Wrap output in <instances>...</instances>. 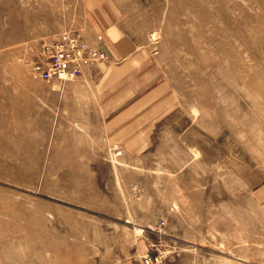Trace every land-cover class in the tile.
<instances>
[{
  "label": "rangeland",
  "instance_id": "rangeland-1",
  "mask_svg": "<svg viewBox=\"0 0 264 264\" xmlns=\"http://www.w3.org/2000/svg\"><path fill=\"white\" fill-rule=\"evenodd\" d=\"M65 33L105 59L35 76ZM158 251L264 264V0H0V264Z\"/></svg>",
  "mask_w": 264,
  "mask_h": 264
},
{
  "label": "built area",
  "instance_id": "built-area-1",
  "mask_svg": "<svg viewBox=\"0 0 264 264\" xmlns=\"http://www.w3.org/2000/svg\"><path fill=\"white\" fill-rule=\"evenodd\" d=\"M45 60L35 64L32 71L40 79L51 81H68L77 77L82 71L105 59V52L90 46L77 33H65L61 38L47 46ZM164 252L147 253L142 264H162Z\"/></svg>",
  "mask_w": 264,
  "mask_h": 264
},
{
  "label": "crops",
  "instance_id": "crops-1",
  "mask_svg": "<svg viewBox=\"0 0 264 264\" xmlns=\"http://www.w3.org/2000/svg\"><path fill=\"white\" fill-rule=\"evenodd\" d=\"M94 65H97V64H94ZM127 64H124L123 65V68H124V66H126ZM88 68V67H87ZM86 70V69H85ZM123 70H125V68L123 69ZM128 70V69H127ZM130 70V69H129ZM121 77V76H120ZM123 78V77H122ZM124 79V78H123ZM127 83V82H126ZM157 94H160L161 95V98H162V94L159 92H157L156 94H155V96L157 95ZM126 111H122V112H120L118 115L120 116L118 119H120V120H122V121H124L123 119H122V117H121V115L123 114V112H125L126 114H124V115H127L128 117L130 116V117H132V115H129V113H131L132 112V109H125ZM119 111V110H118ZM118 111H116V112H118ZM154 113V112H153ZM152 114V113H151ZM113 116V115H112ZM128 117H126V118H128ZM118 119H116L115 121H114V119H113V122H112V124H114V123H116L117 122V120ZM127 122V121H126ZM128 124H129V122H128ZM127 123H125L124 125H122L121 123H118V125L120 126V127H125L124 129H122V130H119V131H116V135H125V134H128V132H130L129 131V129H130V126L128 125Z\"/></svg>",
  "mask_w": 264,
  "mask_h": 264
}]
</instances>
